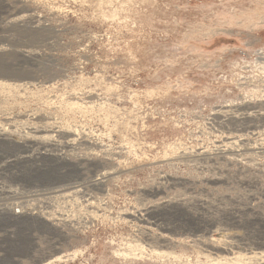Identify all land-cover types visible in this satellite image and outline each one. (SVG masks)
Instances as JSON below:
<instances>
[{"label": "rangeland", "instance_id": "1", "mask_svg": "<svg viewBox=\"0 0 264 264\" xmlns=\"http://www.w3.org/2000/svg\"><path fill=\"white\" fill-rule=\"evenodd\" d=\"M0 80V264H264V0H0Z\"/></svg>", "mask_w": 264, "mask_h": 264}, {"label": "bare ground", "instance_id": "2", "mask_svg": "<svg viewBox=\"0 0 264 264\" xmlns=\"http://www.w3.org/2000/svg\"><path fill=\"white\" fill-rule=\"evenodd\" d=\"M29 17V15L28 14H22V17L19 19L22 23H24V22H26L27 21V18ZM22 51V50H21ZM24 54H26L27 56H30V57H33L34 56V53H31V51L29 52V51H26V52H24ZM30 59V58H29ZM32 59H34V58H32ZM25 83V82H24ZM29 83V82H28ZM11 83H8V82H5V81H1L0 80V86H4V87H7L6 85H9V86H12V85H10ZM13 85H14V83H12ZM16 84V83H15ZM21 84H23V83H21ZM21 84H17V85H21ZM26 84V83H25ZM15 86V85H14ZM23 86H24V84H23ZM227 112V111H226ZM228 114V113H227ZM223 116H226V114H224ZM232 117H236V116H232ZM2 131V130H1ZM0 131V140H4L5 139V137L6 136H4L5 134H4V131L3 132H1ZM39 130H35L34 132H38ZM33 136H35V135H33ZM32 136V137H33ZM39 138H41V139H45L46 137H48V135H37ZM29 137V136H28ZM36 137V136H35ZM7 139H8V137H6ZM3 142V141H2ZM12 142V141H11ZM10 143V142H9ZM8 143V144H9ZM1 144V146L2 145H4V143H0ZM68 144V143H67ZM11 146H13V148H16V149H24L25 148V150H27V151H30V149H32V147L34 146V144H24L23 143V145L22 144H16V142L15 143H12V144H10ZM9 145V146H10ZM35 145H36V143H35ZM52 146H54V144L52 143ZM57 145L55 144V147H53V149L54 150H56V151H60V149L59 148H57L56 147ZM36 148H43V151H40L42 154H45V152L47 151L48 152V150H50V149H46L45 147H46V145H41L40 147L39 146H35ZM35 148V149H36ZM38 150V149H37ZM38 154V153H37ZM60 154V153H59ZM38 157L40 158L41 157V155H36V156H33V162H32V164L34 163L36 166H39V167H37L36 169H35V172H34V176H37L38 175V171H39V169H41L43 166L42 165H40V164H38L37 163V160H38ZM60 160V159H59ZM22 161H25V162H27L25 159L24 160H20V162H22ZM56 161V160H55ZM17 162H19V161H16V162H14V163H17ZM70 164H67V163H59V162H56V163H52L51 164V167L52 168H54V169H56V170H58V172L59 173H61L60 171L61 170H63V169H65L66 171L67 170H69V167H71V166H69ZM52 168H50V169H52ZM43 169H45V168H43ZM65 171V172H66ZM105 174V173H104ZM104 174H101V176L100 177H98V178H96L94 181L95 182H100L101 181V179L104 177ZM32 175V176H33ZM54 175V174H53ZM64 176V175H63ZM61 174H60V176H59V178L57 179L56 178V181L57 182H61V181H63V177ZM53 177V176H52ZM57 177V176H56ZM66 178V177H65ZM64 178V179H65ZM53 179V178H52ZM55 179V178H54ZM53 179V180H54ZM77 186H79L78 184H75V183H71V185H69V184H66L65 185V187H63V186H61V187H63V188H58L57 190H53V191H51L50 193H52V192H56V191H63V190H66V189H72V188H75V187H77ZM38 191L39 190H35L34 192V194L33 195H35V196H38L39 195V193H38ZM79 190H72V191H70L69 193L70 194H76V192H78ZM69 193L68 192H63L61 195H62V197H67L68 195H69ZM9 209H10V207H8V206H5V207H0V214H4V213H7V214H11L10 212H9ZM33 209H35V208H29V209H27V211H25L26 212V214H34V213H41L42 212V210H36L34 213H33ZM29 210V211H28ZM23 211H18V212H16V211H14V215H20L21 213H22ZM12 216V215H11ZM10 216V217H11ZM13 217V216H12ZM13 219V218H12ZM3 260H0V263L2 262Z\"/></svg>", "mask_w": 264, "mask_h": 264}]
</instances>
